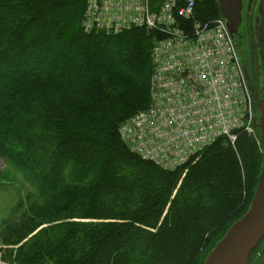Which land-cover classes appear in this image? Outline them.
Listing matches in <instances>:
<instances>
[{
	"label": "trees",
	"instance_id": "1",
	"mask_svg": "<svg viewBox=\"0 0 264 264\" xmlns=\"http://www.w3.org/2000/svg\"><path fill=\"white\" fill-rule=\"evenodd\" d=\"M196 1L197 19L221 16L215 0ZM85 10L86 0H0V187L27 185L0 226L5 258L200 264L248 210L259 145L240 131L175 170L133 152L119 128L150 105L158 31L87 32Z\"/></svg>",
	"mask_w": 264,
	"mask_h": 264
},
{
	"label": "built area",
	"instance_id": "2",
	"mask_svg": "<svg viewBox=\"0 0 264 264\" xmlns=\"http://www.w3.org/2000/svg\"><path fill=\"white\" fill-rule=\"evenodd\" d=\"M196 0H86L85 31L156 29L151 102L119 128L141 158L186 166L220 138L253 130V100L226 20H200ZM0 264H9L0 250Z\"/></svg>",
	"mask_w": 264,
	"mask_h": 264
},
{
	"label": "flooded vegetation",
	"instance_id": "3",
	"mask_svg": "<svg viewBox=\"0 0 264 264\" xmlns=\"http://www.w3.org/2000/svg\"><path fill=\"white\" fill-rule=\"evenodd\" d=\"M237 31L234 43L241 59L253 100V129L264 144V0H221ZM220 11V2L215 0ZM236 10L240 20H235ZM237 11V12H238ZM264 261V236L250 255L249 264Z\"/></svg>",
	"mask_w": 264,
	"mask_h": 264
},
{
	"label": "water",
	"instance_id": "4",
	"mask_svg": "<svg viewBox=\"0 0 264 264\" xmlns=\"http://www.w3.org/2000/svg\"><path fill=\"white\" fill-rule=\"evenodd\" d=\"M219 2L221 16L226 20L233 36L237 26L222 1ZM237 11L235 20L239 22L240 12ZM262 156V177L248 210L229 227L203 264H249L252 251L264 236V152Z\"/></svg>",
	"mask_w": 264,
	"mask_h": 264
},
{
	"label": "rangeland",
	"instance_id": "5",
	"mask_svg": "<svg viewBox=\"0 0 264 264\" xmlns=\"http://www.w3.org/2000/svg\"><path fill=\"white\" fill-rule=\"evenodd\" d=\"M245 133L250 134L257 141L259 148H260L261 152L263 153L264 152V144L262 141V136L259 133V131L257 132L256 130L253 129L252 131H250V132L246 131ZM262 166H263V160H262V164L260 166V168H261L260 173L262 172ZM4 167H6V164L4 163L3 160L0 159V169H3ZM16 176H17V178H19L18 174H16ZM8 184H9V182L3 183L2 184L3 187H0V226H1L2 221L4 219H6L11 214L12 208L16 206V204L18 203V200L21 198V196L26 194L24 186H27V185H24V186L23 185H17L16 187H14V186L7 187ZM258 184H259V181H258ZM258 184L253 188L254 192H253L252 199L254 197V194L256 192ZM252 199H251V201H252ZM249 206H250V204H249ZM0 229H1V227H0ZM219 239L217 237V239L214 242H213V240L211 241V243L212 242L213 243L211 244V246L209 248L206 249L205 253L203 254V256L200 260V264L204 263L203 260L205 259L207 254L211 252L213 247H215L214 245L218 243ZM10 247H12V246L5 244L3 241H1V237H0V250L2 251L4 258H5L6 253ZM6 260L9 261L8 258Z\"/></svg>",
	"mask_w": 264,
	"mask_h": 264
}]
</instances>
